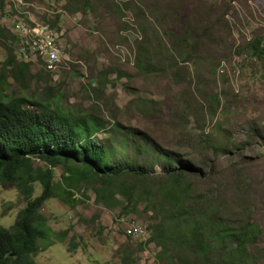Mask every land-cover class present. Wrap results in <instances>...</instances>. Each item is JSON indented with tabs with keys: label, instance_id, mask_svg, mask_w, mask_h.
<instances>
[{
	"label": "rangeland",
	"instance_id": "1",
	"mask_svg": "<svg viewBox=\"0 0 264 264\" xmlns=\"http://www.w3.org/2000/svg\"><path fill=\"white\" fill-rule=\"evenodd\" d=\"M6 1L16 11L7 15L0 7V24L15 44L16 24L57 19L61 60L49 66L40 59L41 67L31 56V77L16 81L0 40V96L54 95L62 108L101 118L109 127L104 135L115 142L128 135L113 128L120 123L145 133L154 146L179 152L200 170L191 177L196 190L212 197L222 214L232 220L249 214L260 224L261 251L250 264H264V139L249 136L251 126L264 132V58L245 48L264 38V0ZM39 71L48 83L36 77ZM124 153L138 159L131 139ZM63 169L51 166L55 181ZM39 192L36 184L33 195ZM86 196L72 208L55 198L43 203L47 224L66 237L38 251L36 264H119L125 245L134 250L133 264L160 263L153 242L138 248L156 221L141 211L144 203L118 214L119 207L94 204L91 190ZM24 203L15 188L0 184V225L9 226ZM125 222L135 226L126 229Z\"/></svg>",
	"mask_w": 264,
	"mask_h": 264
},
{
	"label": "trees",
	"instance_id": "2",
	"mask_svg": "<svg viewBox=\"0 0 264 264\" xmlns=\"http://www.w3.org/2000/svg\"><path fill=\"white\" fill-rule=\"evenodd\" d=\"M9 3L0 0L7 15L16 11L9 9ZM42 22L53 27L57 19ZM0 40L7 49L4 63L16 81L31 77V56L42 67L36 54L23 56L5 24H0ZM245 48L249 55L264 58L263 37L249 40ZM36 77L47 83L50 79L40 71ZM112 125L128 135L115 142L104 135L109 127L101 118L62 108L54 95L0 96V184L15 188L25 201L9 226L0 225V264H36L38 251L66 237V231H53L47 224L40 213L43 203L55 198L72 208L89 199L86 190L92 191L94 204L119 207L118 214L137 212L144 203L141 211L150 212L156 221L138 248L153 242L159 247L154 260L161 264H250L257 259L262 233L257 221L249 214L237 220L222 214L212 197L196 190L191 177L200 176V170L179 152L154 146L134 127ZM256 128H249V136L264 139V132ZM129 139L138 159L124 153ZM59 164L64 169L55 181L51 166ZM36 184L40 192L33 195ZM78 192L82 199L76 197ZM67 244L68 250H75L72 239ZM127 246L119 264H133L134 250Z\"/></svg>",
	"mask_w": 264,
	"mask_h": 264
},
{
	"label": "bare ground",
	"instance_id": "3",
	"mask_svg": "<svg viewBox=\"0 0 264 264\" xmlns=\"http://www.w3.org/2000/svg\"><path fill=\"white\" fill-rule=\"evenodd\" d=\"M33 28L48 29L55 32V29L47 23L34 22L33 24H28L20 22L16 24V34L18 41L15 45L20 47H18L19 51L24 57H28L29 54H36L42 60V62L49 66L59 63L61 59L60 51L57 45L58 34L55 32L56 36H51L45 31L33 32ZM40 44H42L43 47H39ZM48 48L54 49V63L52 62V56H47ZM22 50L25 51V54Z\"/></svg>",
	"mask_w": 264,
	"mask_h": 264
},
{
	"label": "built area",
	"instance_id": "4",
	"mask_svg": "<svg viewBox=\"0 0 264 264\" xmlns=\"http://www.w3.org/2000/svg\"><path fill=\"white\" fill-rule=\"evenodd\" d=\"M33 21H35V20H33ZM33 32H37V31H45V32H48V34L49 35H51V36H56L55 35V32L53 31V30H48V29H34L33 28V30H32ZM17 47H19V46H17ZM39 47H43L42 46V44H40V46ZM20 48V47H19ZM23 52H24V54H25V51L24 50H22ZM47 56H52V62L54 63V49H49L48 48V54H47ZM123 226L126 228V229H130V226H135V224L134 225H127V223L125 222V224H123Z\"/></svg>",
	"mask_w": 264,
	"mask_h": 264
},
{
	"label": "crops",
	"instance_id": "5",
	"mask_svg": "<svg viewBox=\"0 0 264 264\" xmlns=\"http://www.w3.org/2000/svg\"><path fill=\"white\" fill-rule=\"evenodd\" d=\"M10 27H13V25H11ZM15 29H16V25H15V27H14Z\"/></svg>",
	"mask_w": 264,
	"mask_h": 264
}]
</instances>
